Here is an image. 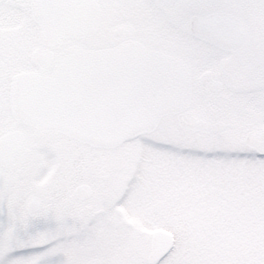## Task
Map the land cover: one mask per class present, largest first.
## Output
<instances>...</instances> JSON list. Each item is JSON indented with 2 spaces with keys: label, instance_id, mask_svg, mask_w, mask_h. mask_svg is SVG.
<instances>
[{
  "label": "snow or ice",
  "instance_id": "snow-or-ice-1",
  "mask_svg": "<svg viewBox=\"0 0 264 264\" xmlns=\"http://www.w3.org/2000/svg\"><path fill=\"white\" fill-rule=\"evenodd\" d=\"M0 264H264V0H0Z\"/></svg>",
  "mask_w": 264,
  "mask_h": 264
}]
</instances>
